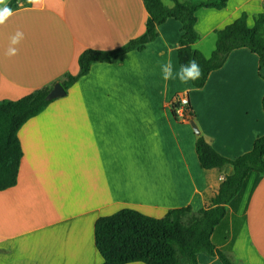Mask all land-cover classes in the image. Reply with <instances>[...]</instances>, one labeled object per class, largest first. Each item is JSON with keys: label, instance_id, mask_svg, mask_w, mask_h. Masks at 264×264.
Listing matches in <instances>:
<instances>
[{"label": "crops", "instance_id": "1", "mask_svg": "<svg viewBox=\"0 0 264 264\" xmlns=\"http://www.w3.org/2000/svg\"><path fill=\"white\" fill-rule=\"evenodd\" d=\"M12 12L0 25V100L78 74L85 49L124 45L144 33L149 16L143 0H46L43 8L18 0ZM243 12L253 26L264 0L200 8L197 49L211 55L215 30ZM18 30L24 39L18 54L8 57ZM181 34V22L169 18L143 50L93 63L66 95L21 127L18 180L0 190V264H99V217L130 207L161 218L170 209L198 211L210 204L233 167L202 168L196 140L204 136L228 158L252 149L264 135V67L258 54L241 47L202 88L165 81L162 63L171 60L174 72L180 69ZM179 91L187 93L196 116L173 114ZM212 241L233 264H264L263 173L249 172ZM198 261L223 264L205 253Z\"/></svg>", "mask_w": 264, "mask_h": 264}, {"label": "trees", "instance_id": "2", "mask_svg": "<svg viewBox=\"0 0 264 264\" xmlns=\"http://www.w3.org/2000/svg\"><path fill=\"white\" fill-rule=\"evenodd\" d=\"M17 1L10 0L7 6L13 9ZM173 1L175 7L168 9L163 7L161 0H143L149 13L143 34L114 49H85L78 59V74L67 73L58 80L66 94L80 77L89 72L93 63L112 62L131 50H143L147 43L157 38L158 27L169 18L179 20L182 25L177 50L179 64H187L189 59H195L203 70V78L193 82L196 88H202L210 73L221 68L237 48L247 47L258 54L260 67H264V12L255 16L253 26L248 25V16L243 12L233 22L215 30L216 46L211 59L206 60L201 50L191 47L200 38L195 28L196 13L202 7L222 9L228 0ZM53 85L39 88L16 100H0V190L17 183L23 156L19 130L27 120L41 113L54 100L47 98ZM262 103L264 110V97ZM176 109L177 104H172L175 116ZM186 111L196 116L190 104ZM196 150L204 169H221L227 165L233 167V173L225 177L210 204L198 211H193L191 206L170 209L161 218L130 207L99 217L95 223V244L103 258L99 264L135 261L145 264H199L200 253L217 256L223 264H233L227 254L215 246L212 234L225 217L227 205L240 193L249 172L255 170L264 174V135L255 139L250 151L235 158L217 152L202 135L196 140Z\"/></svg>", "mask_w": 264, "mask_h": 264}, {"label": "clouds", "instance_id": "3", "mask_svg": "<svg viewBox=\"0 0 264 264\" xmlns=\"http://www.w3.org/2000/svg\"><path fill=\"white\" fill-rule=\"evenodd\" d=\"M163 7L172 9L175 7L173 0H161ZM34 8H43L46 4V0H28ZM0 25L4 24L9 17L13 15L12 9L7 6L6 0H0ZM24 39V33L17 31L11 38L6 56L12 57L18 54V45ZM194 50L197 48V44L191 46ZM205 59H211L210 55L205 54ZM161 74L165 81L178 79L181 83L195 82L203 78L204 73L195 59H189L187 64H182L179 71L174 72L173 64L171 60L161 64Z\"/></svg>", "mask_w": 264, "mask_h": 264}, {"label": "built area", "instance_id": "4", "mask_svg": "<svg viewBox=\"0 0 264 264\" xmlns=\"http://www.w3.org/2000/svg\"><path fill=\"white\" fill-rule=\"evenodd\" d=\"M172 104H177V115H181L183 118L189 117V114L186 111V108L189 105V98L185 91H179Z\"/></svg>", "mask_w": 264, "mask_h": 264}, {"label": "water", "instance_id": "5", "mask_svg": "<svg viewBox=\"0 0 264 264\" xmlns=\"http://www.w3.org/2000/svg\"><path fill=\"white\" fill-rule=\"evenodd\" d=\"M66 94V90L63 87L60 81L56 82L50 92L48 93L47 98L50 100L56 99L58 97L64 96Z\"/></svg>", "mask_w": 264, "mask_h": 264}]
</instances>
